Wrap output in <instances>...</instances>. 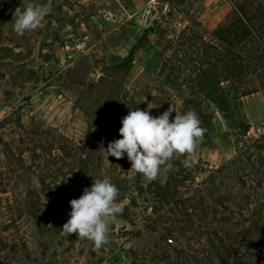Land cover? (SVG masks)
I'll use <instances>...</instances> for the list:
<instances>
[{"label": "rangeland", "instance_id": "1", "mask_svg": "<svg viewBox=\"0 0 264 264\" xmlns=\"http://www.w3.org/2000/svg\"><path fill=\"white\" fill-rule=\"evenodd\" d=\"M197 2L208 30L229 11L226 0ZM29 3L47 6L48 14L35 30L18 35L14 14ZM154 5L0 0V121L14 111L19 124L2 135L13 139L11 154L0 146V264H264V177L236 153L243 146L221 117L192 97L156 90L159 67L149 45L135 52L123 83L126 105L113 104L109 89L91 88L111 61L127 55ZM150 95L160 96L159 104ZM241 102L253 141L264 133L263 95ZM170 105V122L194 111L206 129L191 156L174 155L152 180L131 169L126 155L104 158L130 110L155 117ZM58 134L71 145L63 164ZM76 156L89 158L82 171ZM105 176L119 190L122 212L109 218L108 243L96 248L61 230L69 201Z\"/></svg>", "mask_w": 264, "mask_h": 264}, {"label": "trees", "instance_id": "2", "mask_svg": "<svg viewBox=\"0 0 264 264\" xmlns=\"http://www.w3.org/2000/svg\"><path fill=\"white\" fill-rule=\"evenodd\" d=\"M226 1L229 11L214 29L208 30L199 19L197 0H155L147 26L127 55L111 61L91 88L97 92L109 89L112 101L120 99L126 105L127 90L123 83L135 52L149 45L159 67L156 90L160 89L161 93L174 90L217 113L237 138L235 144L241 142L243 146L244 150L236 153L246 166L264 177V157L260 156L261 153L264 156V133L253 141L247 138L249 124L241 102L242 98L257 92L264 99V0ZM115 83L119 89H111ZM149 98L151 103L160 102V96ZM14 114L13 111L0 121V128L10 127L7 133H0V146L8 154H11L13 139H3L2 135L11 133L19 125L12 119ZM55 140L57 159L63 164L66 149L71 150V145L65 144L67 140L60 134ZM75 162L79 164L78 171H82L89 158L76 156ZM68 167L71 171V164ZM159 192L166 193L164 189Z\"/></svg>", "mask_w": 264, "mask_h": 264}, {"label": "clouds", "instance_id": "3", "mask_svg": "<svg viewBox=\"0 0 264 264\" xmlns=\"http://www.w3.org/2000/svg\"><path fill=\"white\" fill-rule=\"evenodd\" d=\"M48 14L47 6L29 3L23 10L18 8L13 29L18 35L35 30ZM145 100V99H144ZM151 109L153 107H149ZM175 110L170 107L158 116H151L146 110H130L121 119L119 136L103 150L117 160L125 155L131 162V169L145 178L155 179L160 167L176 154L187 153L190 156L198 143L203 140L206 129L194 111L170 115ZM109 162V161H108ZM119 190L110 179H94L90 188H85L78 199L69 201L71 211L69 219L61 232L75 233L77 238L93 242L96 248L108 243L109 218L122 212L118 201Z\"/></svg>", "mask_w": 264, "mask_h": 264}]
</instances>
